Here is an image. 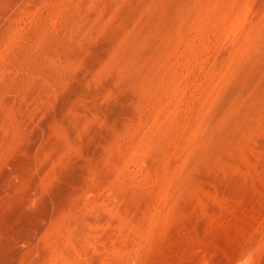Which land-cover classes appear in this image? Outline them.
<instances>
[{"label":"rangeland","instance_id":"rangeland-1","mask_svg":"<svg viewBox=\"0 0 264 264\" xmlns=\"http://www.w3.org/2000/svg\"><path fill=\"white\" fill-rule=\"evenodd\" d=\"M0 264H264V0H0Z\"/></svg>","mask_w":264,"mask_h":264}]
</instances>
